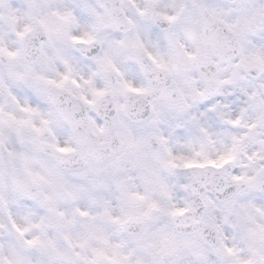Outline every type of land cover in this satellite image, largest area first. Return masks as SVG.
<instances>
[{"label": "clouds", "instance_id": "1", "mask_svg": "<svg viewBox=\"0 0 264 264\" xmlns=\"http://www.w3.org/2000/svg\"><path fill=\"white\" fill-rule=\"evenodd\" d=\"M0 264H264V0H0Z\"/></svg>", "mask_w": 264, "mask_h": 264}]
</instances>
